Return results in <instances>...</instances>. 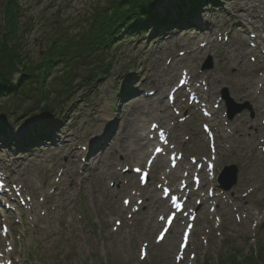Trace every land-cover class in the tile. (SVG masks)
I'll return each instance as SVG.
<instances>
[{"label": "rangeland", "instance_id": "374dc122", "mask_svg": "<svg viewBox=\"0 0 264 264\" xmlns=\"http://www.w3.org/2000/svg\"><path fill=\"white\" fill-rule=\"evenodd\" d=\"M106 1L19 0L21 21L29 24L22 37L23 53L37 60L52 34H73ZM161 1L158 10L166 4L171 10L169 21L175 17V24L155 38L145 33L127 38L120 48L113 49L108 74L86 93L82 94L83 88L74 90L68 113L53 115L42 100L38 108L33 102L23 103L13 113V117H20L18 122L5 119L0 172L9 185L20 186L22 199L30 206L29 211L19 209L15 214L0 216V224L6 218L9 229L8 239L0 237V243L4 251L11 248L9 255L14 263L247 264L243 259L257 255L264 244V113L256 111L258 103L264 108V94L257 96L264 86V0H222L214 7L205 3L195 10L189 0H183V4L179 0ZM178 5L182 17L173 13ZM187 10L192 11L191 18L184 16ZM163 16L160 14L162 21ZM175 65L177 71L171 74ZM184 75L190 78L191 91L202 98L210 118L191 106L190 89L180 91L175 103L170 104L167 97ZM247 89L251 92L248 96ZM119 90L128 97L116 98ZM224 91L231 103L229 112L243 107L231 120ZM28 109L37 113L36 118L24 116ZM42 120H52L53 124L46 126ZM242 122H248L245 128ZM153 124L159 130H168L172 153L183 155L179 164L190 169L187 182L192 191L196 164L215 158L211 174H207L206 164L203 166L200 183L204 187L191 200L197 220L182 263L177 254L179 225L175 229L174 225L157 245L154 238L162 226L158 218L168 211L156 212L153 221L157 227L146 230L147 216L142 210L150 191L160 197L159 186L168 184L177 190L186 178L185 170L178 168L175 177L166 175L169 162L160 156L162 167L153 166L147 185L141 187L131 169L143 168L144 161L137 165L130 156L116 157L107 148L112 143L111 149H117L119 134L125 129L143 128L137 133L146 137ZM205 126L209 127L206 134L214 138L213 148L208 146L202 129ZM40 129L52 139L49 143L38 141L31 148L22 141L28 133ZM253 129H258L257 135ZM154 144L147 146L146 154ZM88 145L94 147L90 154L85 152ZM16 147L23 148L22 152ZM70 152H75V158L69 156ZM231 165L238 169L237 181L230 191L223 192L216 178ZM111 169L119 177L109 181ZM128 176H133L135 186L143 191L140 200L132 199L134 191ZM120 189L123 191L118 192ZM34 214L41 219L40 227L46 228L43 235L34 230ZM145 245L146 258L140 259V247ZM261 256L264 259V253Z\"/></svg>", "mask_w": 264, "mask_h": 264}, {"label": "trees", "instance_id": "16d2710c", "mask_svg": "<svg viewBox=\"0 0 264 264\" xmlns=\"http://www.w3.org/2000/svg\"><path fill=\"white\" fill-rule=\"evenodd\" d=\"M189 1L195 10L205 3L214 7L222 0ZM18 2L19 0L0 2V102L6 100L0 104V138L3 139H6L3 124L5 119L11 118L14 123L18 122L20 117H13V113H16L23 103L33 102L38 108V104L43 100L44 104H48L51 114L60 117L68 113V109H71L69 97L74 90L83 88L82 94L86 93L95 82L108 74L113 49L120 48L127 38L142 37L145 33H150V37L155 38L175 24V17L169 21L171 14L167 10H158V7L163 5L162 1L107 0L99 10H94L86 24L80 25L73 34L68 31L52 34L42 55L33 60L22 51V37L27 28L29 30V24L21 21L23 16ZM179 6L173 13L182 17L184 13L180 12ZM163 13L165 17L163 16L162 21L160 14ZM186 15L191 18L192 11L187 10L184 16ZM80 71L82 75H79ZM15 78L16 82L13 83ZM120 93H123L122 90L118 91L116 98L120 97ZM7 105H13V112ZM32 112V109H28L24 116L27 115L28 119L36 118L37 113ZM44 123L49 127L53 124L52 120ZM47 140L49 139L44 129L30 132L22 139L31 148H35L38 141L48 142ZM262 251L264 253V244L258 248L257 255L245 257L243 260L247 262H244L264 264Z\"/></svg>", "mask_w": 264, "mask_h": 264}, {"label": "bare ground", "instance_id": "6f19581e", "mask_svg": "<svg viewBox=\"0 0 264 264\" xmlns=\"http://www.w3.org/2000/svg\"><path fill=\"white\" fill-rule=\"evenodd\" d=\"M181 1V0H179ZM183 1H181L182 3ZM164 7V6H163ZM164 11H171L168 9V6L165 4V7L163 8ZM163 12V11H162ZM171 74L175 73L177 70H176V65L171 69ZM129 78V77H128ZM125 82L126 80L123 79ZM128 80V79H127ZM251 92H250V89H247L246 90V94L245 95H250ZM264 94V86H262L260 88V90L258 91V94L257 96H261ZM256 98H259V97H256ZM258 101V100H257ZM146 102V101H145ZM147 102H150V100H147ZM146 102V103H147ZM160 104V108L163 109V104H162V101L159 102ZM256 111L261 114V113H264V108H262L260 106V104L258 103L257 106H256ZM148 118V117H147ZM122 120V119H120ZM129 124V123H127ZM246 124H248V122H242V125L241 127L244 126V128L246 127ZM131 127V126H129ZM139 130H143V128H136L134 130V128L132 127L131 129H125L124 132H122L118 139V143H117V146L116 148L117 149H111L112 146L111 144L108 145V149L110 150V152H112L116 157L119 156L120 154H124L126 156H130V158H132L135 163L137 165H141L144 161V159L147 157V154H146V148L147 146L149 145L150 141H147L145 139V136L142 135V134H139L137 133ZM255 132V134L257 135V131L258 129H253ZM250 137H253V134H250L249 135ZM114 138V136H112ZM240 140L242 141L243 140V137L242 135H240ZM112 140V138H111ZM73 154V155H72ZM151 155V154H150ZM149 155V156H150ZM69 156L72 158L74 157L75 158V152H70L69 153ZM74 164V162H73ZM72 164V165H73ZM155 165H158L159 167H162V162L161 161H158V159L155 161L154 163V166ZM115 166V164L111 165L110 167H113ZM180 166V165H179ZM134 167H137V166H133ZM68 169H66V172H67ZM185 171H189V168L186 167L184 168ZM65 172V173H66ZM177 172H178V167L174 170V171H170L169 172V175L172 176V177H175L177 175ZM106 172L103 173V175L105 174ZM108 175L112 176L111 178H109L108 180L109 181H112L114 178H118L119 176L116 175V172L115 171H112V169L109 171ZM130 181H131V186H132V189L134 191V193L132 194V199L134 198H138L139 196H142L143 195V191L139 188H137L135 186V182H134V178L133 176H128ZM202 187H203V184H202ZM115 191V190H114ZM123 190L120 189L118 192H122ZM187 193V192H186ZM137 200V199H136ZM205 201V200H204ZM16 205V208L19 210L22 209V204L21 202L18 200V203L15 204ZM29 210H30V206H28ZM37 207H34L33 210H35ZM169 206L167 203H164L163 199L159 198L156 196V192L154 190L150 191L149 194L146 195L145 197V202H144V208L142 211H144V214L147 216L146 217V223H145V226L144 228L146 230H150V229H154L155 227H157V222L155 223L153 221V216L156 212L158 213H162V212H165L166 210H168ZM32 213V212H31ZM34 223H35V226L33 225V227H35V231L37 234H44L45 233V229L44 227H40V222H41V219L36 215L34 214ZM180 220L176 221V226L179 224ZM175 226V227H176ZM174 227V229H175ZM143 230V229H142ZM142 232V231H141ZM144 234V233H142Z\"/></svg>", "mask_w": 264, "mask_h": 264}, {"label": "snow or ice", "instance_id": "6c2138e0", "mask_svg": "<svg viewBox=\"0 0 264 264\" xmlns=\"http://www.w3.org/2000/svg\"><path fill=\"white\" fill-rule=\"evenodd\" d=\"M253 59H255V58L253 57ZM161 137H163V133H161ZM155 151L156 152H160L161 149L160 148H157V149H155ZM137 171H139V169H137ZM141 179H143V177ZM249 191H251V190H249ZM164 195L166 197L169 195L168 189H164ZM170 200H171L172 205L176 208V210L177 211H181V205L178 203V198L175 197V196H171L170 197ZM127 203H128V201H125V204H127ZM173 218H174L173 216H170V217H167V218L164 217V216H161L160 217L161 220H166L167 221V224L169 226L171 225ZM117 224H119V221H117ZM188 227L191 228V225H189ZM167 232H168V228L162 229L160 235L157 237V243H160L161 241H163L165 239V235L167 234ZM185 239H187V236L185 237ZM146 247L147 246L145 245L144 248H146ZM141 258L143 259L144 256L142 255Z\"/></svg>", "mask_w": 264, "mask_h": 264}, {"label": "water", "instance_id": "95a60500", "mask_svg": "<svg viewBox=\"0 0 264 264\" xmlns=\"http://www.w3.org/2000/svg\"><path fill=\"white\" fill-rule=\"evenodd\" d=\"M207 67V66H206ZM204 67V69H206ZM46 107L42 110V112H45ZM240 110L238 109L236 112L230 114V117H232L235 113H238ZM236 182V169L234 167H228L225 168L222 175L219 178V183L221 184V187L224 190H229Z\"/></svg>", "mask_w": 264, "mask_h": 264}]
</instances>
